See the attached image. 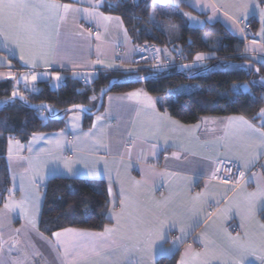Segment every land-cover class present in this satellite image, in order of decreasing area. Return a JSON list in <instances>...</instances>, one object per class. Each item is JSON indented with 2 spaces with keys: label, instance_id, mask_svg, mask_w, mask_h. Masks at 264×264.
Segmentation results:
<instances>
[{
  "label": "crops",
  "instance_id": "obj_1",
  "mask_svg": "<svg viewBox=\"0 0 264 264\" xmlns=\"http://www.w3.org/2000/svg\"><path fill=\"white\" fill-rule=\"evenodd\" d=\"M157 1L184 3L190 9L186 18L199 19L196 27L221 24L240 39L236 21L253 20L256 37L264 27V5L258 0ZM55 2L78 11H61L63 19L39 21L48 35L43 58H36L35 49L27 44L17 46L11 34L8 39L0 35V81H11L15 95L39 91L42 83L57 89L68 78L90 82L98 73L134 66L138 47L118 16L101 11V0ZM101 14L112 19L104 20ZM248 50L264 54V41ZM208 59H199L198 64ZM137 91L140 97L129 98ZM145 96L152 98L154 107ZM229 117H243L264 132L259 115L255 121L242 115H204L195 123H182L160 110L156 99L138 86L123 94H107L88 127H83V113L70 112L60 130L35 134L25 142L9 140L5 160L10 188L0 206V264H158L162 258L180 264L191 252L206 248L218 254L212 264H232L241 256L243 264H260L256 256L238 251L231 237L250 241L257 254L264 244V201H255L250 212L245 201L258 185L264 188V148L259 147L260 132L246 130L239 120L229 125ZM219 161L239 165L249 176L238 187L216 181L212 176ZM54 177L103 181L110 220L105 228L118 227L113 214L120 212L121 201L126 207L118 231L81 236L78 233H103L105 228L69 227L56 231L62 233L59 240L56 232L41 233L44 188ZM21 201V206L4 208L5 203ZM137 228L151 232L154 242L148 243L146 237L138 242L122 239L134 236ZM67 229L72 231L66 233Z\"/></svg>",
  "mask_w": 264,
  "mask_h": 264
},
{
  "label": "trees",
  "instance_id": "obj_2",
  "mask_svg": "<svg viewBox=\"0 0 264 264\" xmlns=\"http://www.w3.org/2000/svg\"><path fill=\"white\" fill-rule=\"evenodd\" d=\"M101 1V11L121 19L134 46L157 45L162 54H173L184 62L193 61L198 53L212 54L206 60V65L211 67L190 78L183 71H175L174 66L163 73L147 70L98 73L88 83L68 78L57 89L42 83L39 91L24 97L28 105L45 104L51 113L71 106L92 111L99 93L115 78L109 93L123 94L144 86L156 99L160 110L166 109L171 116L185 124L195 123L204 115H242L256 120L264 108V88L256 80L264 77V63L239 56L240 38L221 24H205L202 27L190 25L185 16L190 9L184 3ZM258 1L264 5V0ZM250 23L254 30L253 20ZM252 66L258 68V73L254 74V83L250 84V77L255 71ZM145 76L148 79L142 83L130 81ZM245 84L249 85L247 92L242 90ZM12 90L11 81H0V102L14 96ZM69 113L50 119L43 108H28L17 101L0 108V206L9 195L10 188L5 160L7 142L11 139L25 142L35 134L60 130ZM93 117L83 114V127H88ZM108 208L109 200L103 181L54 177L44 188L39 230L46 236L69 227L102 231L110 223ZM158 264H176V261L162 258Z\"/></svg>",
  "mask_w": 264,
  "mask_h": 264
},
{
  "label": "snow or ice",
  "instance_id": "obj_3",
  "mask_svg": "<svg viewBox=\"0 0 264 264\" xmlns=\"http://www.w3.org/2000/svg\"><path fill=\"white\" fill-rule=\"evenodd\" d=\"M70 10L78 11V9H72L71 4H60L56 3L55 0H39V3H34L32 0H0V35H3L5 39H8L11 34L13 42L16 43L17 46L27 44L35 49L36 58H43L45 55L44 49L47 45L48 35L42 29L39 21L53 19L57 16H59L60 19H63L64 16L60 15L61 11H63L64 14H67ZM101 18L104 20L112 19V17H105L102 16V14ZM116 19L119 20V18ZM261 20L262 25H264V10L261 12ZM262 32H264V27H262ZM202 58V56H197L198 60ZM21 59H24V57L21 56ZM32 78L35 79V76ZM57 79H59V77H57ZM15 94L16 93H13V95ZM128 96L129 98H137L141 96V92H132L129 93ZM145 101L148 105H152L154 107L151 97L145 96ZM259 116L262 119V127H264V108L260 110ZM97 119L100 118L98 117ZM234 120H239L246 126V130L260 132V129L255 128L253 124L244 120L243 117H229V125H231ZM85 135L88 134L86 133ZM259 147L264 148V132H260ZM9 151L11 154V141ZM66 166H68V162H66ZM69 170L71 169L69 168ZM240 177H244L243 172L240 173ZM227 182L228 181L226 180L225 183ZM195 199H199V195ZM257 200L264 201V188H261L259 185L255 191L248 192L245 196V201L248 205L247 211H251L252 206ZM23 204L24 201H21L19 205L14 202H9L5 203L4 208L11 210ZM121 205L122 207L120 212L113 214L118 227L121 225V221L126 214V207L124 206L123 201H121ZM118 227L105 228L103 233L81 232L78 233V235L103 237L118 231ZM16 231L19 232L20 230L17 229ZM71 231L72 230L70 229L65 230L66 233ZM54 235L57 240H59L62 233L56 232ZM152 235L153 234L151 232L143 233L137 228L134 236H123L122 239L126 238L129 240H136L138 242L140 239L146 237L148 243H153L154 241L152 240ZM231 239L238 251L256 256V258L260 261V264H264V244L260 245L259 254H257L256 246L250 241H242L240 237H231ZM0 248H2V245H0ZM189 248H191V246H189ZM218 258V254L215 250L210 251L206 248L204 252H191L190 258L188 260L182 258L180 264H212V261ZM243 259L244 256H241L239 260L233 261L232 264H243Z\"/></svg>",
  "mask_w": 264,
  "mask_h": 264
},
{
  "label": "built area",
  "instance_id": "obj_4",
  "mask_svg": "<svg viewBox=\"0 0 264 264\" xmlns=\"http://www.w3.org/2000/svg\"><path fill=\"white\" fill-rule=\"evenodd\" d=\"M236 24L240 30L241 34V50L239 53L240 57L247 58H258L264 63V54L256 53L248 50V46H262L259 39L254 35L252 25L249 21L241 20L236 21ZM255 42V43H254ZM162 54L161 49L157 45H143L138 47L136 56L134 58V66L130 69H116L112 72H138L144 70H153L157 69L162 62L160 60V55ZM173 64L168 63V67ZM83 83H88L86 79L82 78ZM33 91L23 90L21 96L28 97ZM255 169L260 168V162H256L254 165ZM244 173V177H240V173ZM249 176V171L243 169L239 165L234 163L219 161L216 163L214 168V174L212 179L223 182L227 180V184H230L233 187L240 186Z\"/></svg>",
  "mask_w": 264,
  "mask_h": 264
},
{
  "label": "water",
  "instance_id": "obj_5",
  "mask_svg": "<svg viewBox=\"0 0 264 264\" xmlns=\"http://www.w3.org/2000/svg\"><path fill=\"white\" fill-rule=\"evenodd\" d=\"M210 67H211V66H207V67L202 68V69H200V70H197V71L191 72V73H189V74H186L185 76H186L187 78H190V77H192L193 75H195L196 73L206 71V70L209 69ZM252 67L255 68V71H254V73H252V75H251V77H250V82H249L250 84H251V83H254V81H253L254 74H255V73H258V68H257L256 66H252ZM147 79H148V77L145 76V77H143V78L132 79V80H130V81H132V82H140V83H142V82H144V81L147 80ZM115 81H116L115 78L111 79V80L109 81L108 85H107V86H106V87H105V88L99 93V95H98V101H97V103H96V106H95L94 110H92V111H87L86 109H84V108H82V107H80V106H71V107H67V108H64V109H61V110H59V111H56V112L51 113V112H50V109H49L48 106L45 105V104L28 105V104L25 102L23 96H21V95H14V96H12L11 98H8V99H6V100L0 102V108L3 107L4 105H6V104L9 103V102L17 101V102L21 103L22 105H24V106H26V107H28V108H32V109H35V108H43V109L45 110L46 114H47V117L50 118V119H57L61 114H63V113H67V112H71V111H78V112H81V113L86 114V115L94 116V115H96L97 113L100 112V110H101V108H102L103 101H104V97L110 92L111 87H112V85L114 84ZM242 90H243L244 92H247V91L249 90V85H248V84L243 85V86H242Z\"/></svg>",
  "mask_w": 264,
  "mask_h": 264
},
{
  "label": "rangeland",
  "instance_id": "obj_6",
  "mask_svg": "<svg viewBox=\"0 0 264 264\" xmlns=\"http://www.w3.org/2000/svg\"><path fill=\"white\" fill-rule=\"evenodd\" d=\"M187 19H189V21L188 20L187 21L192 26H196L199 23L198 22L199 19H197V18L191 17V19L190 18H187ZM257 37L260 39V42L263 44L264 35H263V32L261 31V29L258 30ZM197 56H202L203 58L208 59L212 56V54L198 53L194 56V60L191 62H184L181 60V58H179V59H178V57L175 58V56L173 54H171L170 56L161 54L160 60H162V62L160 64H158L159 67L157 69L155 68L153 70H147V71H156V72H162L163 73V72H168L169 68L175 66L176 67L175 71H177V72L183 71V72L188 74V73H191V72H194V71H197V70H200L202 68L207 67L208 65H206V60H205V62H203V63L200 62L201 64L200 63L198 64L199 60H197ZM254 59H256V58H254ZM168 63H171L173 65L168 67ZM194 69H196V70H194ZM256 80L264 88V77H258ZM55 87H57V86H55ZM185 89L186 88L183 87V91H185ZM262 95H264V93H262ZM74 112H78V111H74Z\"/></svg>",
  "mask_w": 264,
  "mask_h": 264
},
{
  "label": "bare ground",
  "instance_id": "obj_7",
  "mask_svg": "<svg viewBox=\"0 0 264 264\" xmlns=\"http://www.w3.org/2000/svg\"><path fill=\"white\" fill-rule=\"evenodd\" d=\"M262 46H263V44H262Z\"/></svg>",
  "mask_w": 264,
  "mask_h": 264
}]
</instances>
